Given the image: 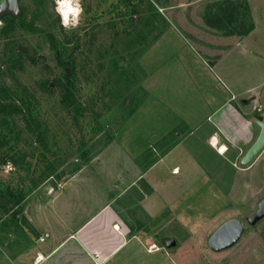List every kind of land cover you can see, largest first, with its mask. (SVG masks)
Instances as JSON below:
<instances>
[{
  "label": "rangeland",
  "instance_id": "374dc122",
  "mask_svg": "<svg viewBox=\"0 0 264 264\" xmlns=\"http://www.w3.org/2000/svg\"><path fill=\"white\" fill-rule=\"evenodd\" d=\"M18 2L0 19V258L29 254L38 205L70 199L113 203L124 264H264V218L246 222L264 149L241 164L264 121V0ZM229 220L245 232L212 251Z\"/></svg>",
  "mask_w": 264,
  "mask_h": 264
},
{
  "label": "crops",
  "instance_id": "0c3cea01",
  "mask_svg": "<svg viewBox=\"0 0 264 264\" xmlns=\"http://www.w3.org/2000/svg\"><path fill=\"white\" fill-rule=\"evenodd\" d=\"M232 102V95L218 101L213 110L217 116L214 130L208 138H220L230 127V118H236ZM220 145L226 147L223 142ZM48 204L43 208L38 205L39 216L30 221L38 239L29 254L0 258V264H124L125 256H119L133 246L134 238L113 203L106 201L89 213L78 200L60 199ZM134 252L132 247L127 255Z\"/></svg>",
  "mask_w": 264,
  "mask_h": 264
},
{
  "label": "water",
  "instance_id": "95a60500",
  "mask_svg": "<svg viewBox=\"0 0 264 264\" xmlns=\"http://www.w3.org/2000/svg\"><path fill=\"white\" fill-rule=\"evenodd\" d=\"M10 16L19 18L21 10L18 0H0V19ZM260 128L259 134L245 153L241 160L242 165L250 164L264 149V121L258 123ZM264 218V197L258 203L257 211L246 222L253 226ZM245 224L240 220H229L222 224L209 238L208 246L214 252H220L233 247L245 232ZM174 242H169L173 245Z\"/></svg>",
  "mask_w": 264,
  "mask_h": 264
},
{
  "label": "bare ground",
  "instance_id": "6f19581e",
  "mask_svg": "<svg viewBox=\"0 0 264 264\" xmlns=\"http://www.w3.org/2000/svg\"><path fill=\"white\" fill-rule=\"evenodd\" d=\"M72 8V7H71ZM69 10H70V7H69V3H68V1L67 2H65V4H63V6H62V13H63V16H64V19H68V13H69ZM211 146L213 147V148H216V149H218L219 147H216L217 146V144H216V141H215V139L214 138H212L211 139ZM226 149H225V147L222 145V146H220V148H219V154H222L224 151H225ZM175 173H177V172H175Z\"/></svg>",
  "mask_w": 264,
  "mask_h": 264
},
{
  "label": "trees",
  "instance_id": "16d2710c",
  "mask_svg": "<svg viewBox=\"0 0 264 264\" xmlns=\"http://www.w3.org/2000/svg\"><path fill=\"white\" fill-rule=\"evenodd\" d=\"M10 17V16H9ZM12 18V17H11ZM12 19H16V18H12Z\"/></svg>",
  "mask_w": 264,
  "mask_h": 264
}]
</instances>
